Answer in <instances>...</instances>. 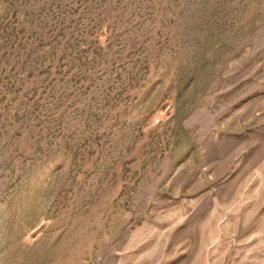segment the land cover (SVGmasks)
Segmentation results:
<instances>
[{"label": "rangeland", "instance_id": "obj_1", "mask_svg": "<svg viewBox=\"0 0 264 264\" xmlns=\"http://www.w3.org/2000/svg\"><path fill=\"white\" fill-rule=\"evenodd\" d=\"M0 264H264V0H0Z\"/></svg>", "mask_w": 264, "mask_h": 264}]
</instances>
